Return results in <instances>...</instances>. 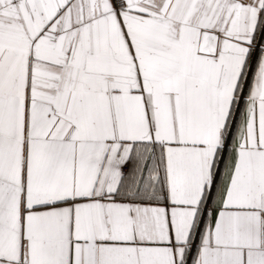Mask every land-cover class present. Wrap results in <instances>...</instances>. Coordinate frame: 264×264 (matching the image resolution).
Instances as JSON below:
<instances>
[{
    "label": "snow or ice",
    "instance_id": "snow-or-ice-1",
    "mask_svg": "<svg viewBox=\"0 0 264 264\" xmlns=\"http://www.w3.org/2000/svg\"><path fill=\"white\" fill-rule=\"evenodd\" d=\"M0 264H264V0H0Z\"/></svg>",
    "mask_w": 264,
    "mask_h": 264
}]
</instances>
